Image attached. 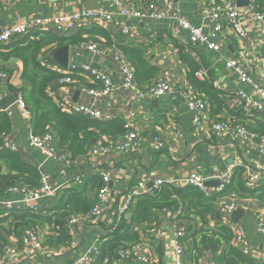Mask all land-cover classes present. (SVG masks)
Here are the masks:
<instances>
[{
  "label": "crops",
  "instance_id": "0c3cea01",
  "mask_svg": "<svg viewBox=\"0 0 264 264\" xmlns=\"http://www.w3.org/2000/svg\"><path fill=\"white\" fill-rule=\"evenodd\" d=\"M174 1L181 10V14L192 25L201 26L204 32L209 30L211 19L206 0ZM230 1L234 4L236 2V0ZM253 1L251 2L253 3ZM245 9H240V12L244 17H247L248 12ZM50 12H52L50 4H38L36 0H0V30L27 18L50 15ZM130 24L137 26L138 32L135 39H125L114 32L113 44L105 45V47H113L114 51L121 52L120 45H141L145 50L143 59L147 65L155 66L158 69L157 77L163 76L170 82V90L165 96L151 100L135 98L131 92L121 88V75L116 65L108 57L107 49H105L104 56L94 57L84 51H79V55H76L77 46H68L69 63L86 64L98 71L106 70L115 90L111 96L100 100L76 93L75 89H67L62 94L51 95V97L55 104L64 100L69 105H85L99 109L103 114L112 116V119L124 120L130 112H134L136 114L134 122L140 133L136 152L101 155L92 162L76 159L73 162L74 166L64 173L57 162L45 158L39 150L29 145V138L32 136L30 118H27L14 104L6 110H1V112L9 113L11 121L8 143L16 147L15 152L21 151L26 161L36 166L40 174L46 175L53 188L61 190L74 185L71 181L78 175L87 180H96L98 184L99 179H95L93 174L101 171L109 174L110 183L108 186L113 195V201L103 208L97 223H79L74 227L72 237L75 246L70 249L61 250L55 254L45 250L30 252L13 234L7 236L0 234V244L4 238L8 244L15 243L19 247L18 257L9 264H70L69 260L83 252L95 240L96 236H104L108 232H105V229L110 227L113 222L120 197L137 181L144 180L148 184L152 179L164 176L179 179L187 176L190 172L211 176L225 171L229 166L238 167L237 171L243 168V186L238 187L235 183L223 195V197L232 196L237 203V209L243 211V214L238 217V222L234 223L230 220L231 213L222 212L219 209L220 196L213 202L214 208H210L213 212H208L203 220L195 212L193 214V211L185 214L181 205L176 212L161 211L158 213L159 218L156 222L158 228L156 239L159 242V246L155 250L157 264H174L173 249L176 233L180 228H183L186 233V237L182 239L184 248L181 259L183 264H216L215 254L212 252L215 249L213 245L206 244L203 247L199 244L198 246L203 249L191 251L189 255L186 254V249L192 242L194 232L199 229L211 232L223 225L230 227L233 233L236 228H241L244 231V240L256 252L257 257H253V259L258 264H264V235L258 231V224L264 223V198H262L264 196V157L258 152L259 143L257 140L262 135L260 129L264 128V103L261 111L249 110L248 112L243 101L237 98L239 91L246 95H250L252 92L249 85L241 81L238 75L224 68V59L221 56L223 58L237 57L233 47L236 46L235 42L229 41V44L225 45L228 47L224 48L219 55L209 52L204 44H192L188 32L176 28L168 20H159L149 24L132 20ZM245 28L248 32L245 46L250 52V58L247 62H243L242 68L257 83L264 86V51L259 47L262 39L260 30L251 22ZM152 31L156 32L157 36L149 39ZM18 39L20 37L14 41ZM4 47L0 48L1 52H4L2 50ZM179 49L186 54H191L200 65V70L205 72V81L210 83L214 92L213 100L210 101L205 94L200 93L189 84L188 70L181 63ZM21 71L22 65L17 60L4 62L0 59V100L8 94H14L9 90V86L14 88L20 86ZM148 83L149 81L142 84ZM184 87H188L204 97L207 105L206 119L230 121L244 125L250 132L256 134L257 138L249 140L242 136L230 137L207 129L199 132L193 122L194 111L188 108L180 94V90ZM155 100H157L156 103L153 102ZM175 131L180 132L181 138L176 137ZM153 134L159 136L163 141L164 148L159 152H155L149 146ZM244 165L248 166V171L244 170ZM255 173L262 174V180L254 184V188H252L249 186L250 180L246 174ZM1 174H6L3 166H1ZM208 186L215 187L216 181H210ZM90 194L93 195V192ZM14 198L18 200L19 205L23 206L21 202L24 199L23 195L17 194ZM50 198H43L41 204L50 207L47 204ZM3 248L0 247V253ZM157 248L160 249V252ZM116 264H141V262L134 258H128L118 259Z\"/></svg>",
  "mask_w": 264,
  "mask_h": 264
},
{
  "label": "built area",
  "instance_id": "2783aa9c",
  "mask_svg": "<svg viewBox=\"0 0 264 264\" xmlns=\"http://www.w3.org/2000/svg\"><path fill=\"white\" fill-rule=\"evenodd\" d=\"M88 0H36L38 4L48 3L51 5L52 12L50 15L36 16L21 20L11 26H8L0 31V48L9 45L17 38L26 36L40 35L43 33L54 32L64 36H71L79 28H91L98 26L111 34L117 32L119 36L125 39H135L137 36V26L130 24V21L135 20L138 23H152L159 20H168L170 24L176 28L188 32L189 40L194 45L204 44L209 52L221 54L225 45L229 41H234L236 46H233L237 57L223 58L224 68L236 75L239 79L249 85L251 94L246 95L242 91L237 93V98L243 101L247 111H261L264 103V86L257 83L242 66L243 62H247L250 58V52L245 46V40L248 32L245 26L251 22L259 30L261 39V50L264 51V6L256 9L254 4L245 7L248 12L247 17L242 15L240 9L230 0H206L210 10L211 27L204 32L201 26L192 25L185 16L181 14V10L176 5L174 0H95L97 1L96 8H82V4ZM252 1V0H251ZM69 7H72L70 10ZM85 35L84 37H86ZM157 33L152 31L149 39H153ZM98 41L84 40L77 45L79 51H84L90 55L104 56L107 49L108 57L116 65L119 74L121 75V88L129 91L139 100L158 99L165 96L170 90V82L163 76L149 81L148 84H138L136 82L135 71L126 57L119 51H114L113 47L106 48L104 40L100 37ZM50 69L57 71L64 77L58 81V89L51 92L52 96H58L67 89L78 90L79 93L85 94L92 99L100 100L114 93L115 87L108 76L106 70L98 71L86 64L76 65L69 63L66 68H60L56 64L48 66ZM195 77L201 81L205 80V72L198 70L195 72ZM81 79V80H80ZM92 86V87H89ZM180 94L185 100L186 105L194 111L193 122L198 127L199 132L207 129L215 133L225 136H242L249 140L256 137V134L250 132L244 125L232 123L230 121H210L206 119L205 114L207 105L204 97L188 87L180 90ZM14 105L21 112L30 118V112L25 108V102L22 93H16ZM62 108V111L73 115H83L90 119L110 121L112 116L103 114L99 109H93L85 105L74 104L69 105L64 100H60L57 104ZM1 112V110H0ZM9 117L7 111H3ZM136 114L130 112L123 123V134L116 140H107L102 138L96 140L94 146L88 151V161L96 160L101 155L133 153L138 150L140 133L135 124ZM177 138H181L179 131H175ZM258 152L264 157V134L258 138ZM29 145L32 148L39 150L47 159L54 160L60 166L62 172L72 167V160L66 154L58 152L51 133L35 137L30 136ZM150 148L155 152H159L164 148L162 139L156 134L152 135ZM2 147L11 152L16 151L13 144L8 143V139L4 138ZM245 166V165H244ZM248 166L244 167L245 171ZM237 167L229 166L225 171L216 173L211 176H203L197 172H190L187 176L176 179L171 177H160L152 179L148 184L144 180L137 181L131 186L125 194L120 197V201L113 216V223H117L121 218L129 216L131 207L135 198L150 194L153 190L159 189L162 186L175 187H193L203 194L205 198H211L214 194H220L219 209L222 212L232 213L237 209L235 199L231 197H223L228 186L232 184L233 172ZM101 180V186L95 192V203L93 207L85 214L73 216L68 220L69 233L72 235L74 227L79 223H97L102 215L103 208L113 201L111 190L108 186L110 176L105 172L94 173ZM250 180L249 186L254 188V184L262 180V174H246ZM83 176L78 175L71 181L72 184L81 183ZM215 180L218 185L208 187L205 185L207 181ZM57 190L48 182L47 176L40 174L39 185L35 188L12 187L10 198L0 202V207L10 210L17 204L18 200L14 197L17 194L24 196L21 201L23 206L30 212H35L41 208L42 199L45 197H53ZM14 195V196H13ZM223 199H222V197ZM176 216V214H174ZM114 223V224H115ZM110 225V226H111ZM177 227V225H176ZM258 231L264 235V223L258 224ZM46 231H33L28 229L20 238V243L28 248L30 252H38L45 250L43 246L44 235ZM158 235L156 225H151L146 228L140 235L139 241L129 251H120L116 260L109 264H116L118 259L134 258L141 264H157V256L153 241ZM186 237L184 229L180 228L176 233V241L174 243L173 252L175 254L174 264H183L181 259L183 255L182 239ZM105 239L104 236H96L95 240L75 258L71 259L70 264H97L100 256V245ZM233 243L236 248H239L243 253L252 257H257L256 252L244 240V231L241 228L234 230ZM75 243L72 240L70 248L74 247ZM51 252V251H50ZM49 252V253H50ZM19 255V247L15 243L5 245L0 253V264H9Z\"/></svg>",
  "mask_w": 264,
  "mask_h": 264
},
{
  "label": "trees",
  "instance_id": "16d2710c",
  "mask_svg": "<svg viewBox=\"0 0 264 264\" xmlns=\"http://www.w3.org/2000/svg\"><path fill=\"white\" fill-rule=\"evenodd\" d=\"M253 4L258 10L264 6V0H254ZM85 35L87 36L84 37ZM112 36L109 31L94 25L91 28H79L71 36L54 32L26 36L5 46L2 49L4 52L0 51L2 61L17 60L22 65L20 86L18 88L9 86V90L22 93L25 108L30 112L32 136L51 133L58 152L67 154L72 162L76 159L88 160V151L96 140L105 137L114 141L119 138L124 132V120H94L80 114L73 115L62 111V108L54 103L51 92L58 89V81L64 76L48 66L55 65L53 54L61 47H76L84 40L98 41L97 37L104 40V46H111ZM130 46L141 45H120L121 53L135 71L136 82L144 84L157 78L158 69L155 66H148L143 59L144 48ZM179 56L181 63L188 70L189 84L205 94L210 101L213 100L214 92L210 83L205 80L200 81L194 76L195 72L200 70L195 58L181 49ZM10 130L9 117L6 113L0 112V202L10 198L8 191L10 188L23 186L35 188L39 185L40 179L36 166L28 163L21 151L11 152L2 147L3 140L9 137ZM260 133L264 134V128L260 129ZM1 166L6 170V174H1ZM237 168L233 172L232 184L228 186V190L235 183L238 187L243 186V168L239 171ZM96 178L98 176H95ZM101 184V180L97 184L96 180L82 179L81 183L57 190L56 194L47 201L50 207L41 204V208L35 212H30L19 204L10 210L0 207V234L3 236L13 234L20 239L28 229L46 231L43 246L51 251V254L70 249L73 237L69 233L68 220L73 216L85 214L93 207L95 192ZM92 192L93 195L90 194ZM219 195L214 194L211 198H205L193 187L162 186L150 194L135 198L129 216L121 218L105 229V232H108L104 234L105 239L100 245L97 264H109L116 260L118 252L129 251L138 243L141 232L151 225H157L158 213L161 211L176 212L181 205L185 214L193 211V214L195 212L203 220L208 212H213L210 208H214L213 202ZM192 236V242L186 249L188 255L191 251H201L203 248H200L199 244L203 247L207 244L215 247L212 252L215 254L216 264H258L253 257L235 247L234 233L228 226H219L211 232L199 229ZM198 236H200L199 240H197ZM157 240L155 238L153 241L155 250L159 246ZM7 244L8 242L3 238L0 247L3 248ZM157 250L160 252V249Z\"/></svg>",
  "mask_w": 264,
  "mask_h": 264
},
{
  "label": "water",
  "instance_id": "95a60500",
  "mask_svg": "<svg viewBox=\"0 0 264 264\" xmlns=\"http://www.w3.org/2000/svg\"><path fill=\"white\" fill-rule=\"evenodd\" d=\"M250 2H251V0H236L235 5L238 8H245L250 4ZM96 7H97V1L88 0V1H85V3L82 6H80L79 8L80 9H82V8L87 9V8H96ZM68 55H69V47L68 46H64V47L57 49L53 54L54 63L57 64L61 68H66L68 65ZM76 93H79L78 90L76 91ZM15 100H16V93H14L12 95L8 94L5 98L0 100V110H6L7 108H9L10 106H12L14 104ZM153 102L156 103L157 100H155ZM209 183H210V181H207L205 183V185L208 186ZM217 185H218V182L216 181V186ZM242 214H243V211L240 209H237L231 213L230 220L234 223H237L238 217ZM71 261L72 260H69V263Z\"/></svg>",
  "mask_w": 264,
  "mask_h": 264
}]
</instances>
